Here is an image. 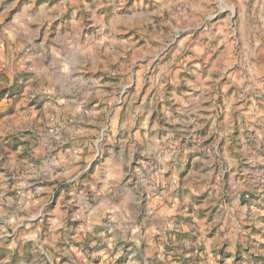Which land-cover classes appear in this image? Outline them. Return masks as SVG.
<instances>
[{"label":"rangeland","instance_id":"obj_1","mask_svg":"<svg viewBox=\"0 0 264 264\" xmlns=\"http://www.w3.org/2000/svg\"><path fill=\"white\" fill-rule=\"evenodd\" d=\"M0 264H264V0H0Z\"/></svg>","mask_w":264,"mask_h":264},{"label":"crops","instance_id":"obj_2","mask_svg":"<svg viewBox=\"0 0 264 264\" xmlns=\"http://www.w3.org/2000/svg\"><path fill=\"white\" fill-rule=\"evenodd\" d=\"M20 29L21 28L19 26L18 28H16L14 30L15 31V34L12 35V41L13 40L19 41V36H20V33L19 32H20ZM215 149L216 148L214 147V150ZM201 162H202V165L205 166V167L208 166V164H209V161H207L205 159L201 160ZM210 168H211V166H210ZM170 169H171V165L168 164L167 170H170ZM175 169L176 168L172 166V170H175ZM202 170L203 169H201V171H200L201 175H200L199 183H202L203 177H204V175L202 174V172H203ZM115 174H116V171L113 169V165H112V163L110 161H106L98 169V171L96 172L97 179H98V181H100V183H103L104 184V186L106 188V190H105L106 192L109 189L108 188L109 187L108 185L110 184L109 181L114 178ZM100 206L101 207H104V209L107 208V206H105L104 204H102ZM19 207L22 208L21 205ZM166 208H167V206H166ZM114 209H115L114 210V216H113L112 219H116L119 223H121L123 225L124 224L123 221L127 218V213H125V211H129V210L127 209V207H123V206L122 207H117V208L115 207ZM98 211H99V208H98ZM159 213H160L159 215H156V218L162 217V212L159 211Z\"/></svg>","mask_w":264,"mask_h":264}]
</instances>
